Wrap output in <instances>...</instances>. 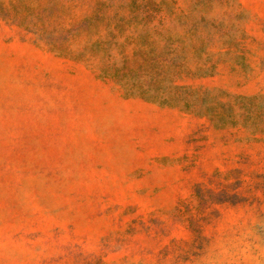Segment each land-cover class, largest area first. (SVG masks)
<instances>
[{
	"label": "rangeland",
	"instance_id": "obj_1",
	"mask_svg": "<svg viewBox=\"0 0 264 264\" xmlns=\"http://www.w3.org/2000/svg\"><path fill=\"white\" fill-rule=\"evenodd\" d=\"M0 264H264V0H0Z\"/></svg>",
	"mask_w": 264,
	"mask_h": 264
}]
</instances>
